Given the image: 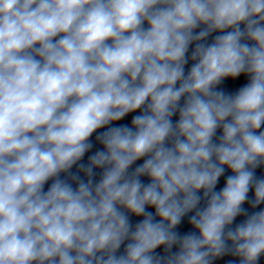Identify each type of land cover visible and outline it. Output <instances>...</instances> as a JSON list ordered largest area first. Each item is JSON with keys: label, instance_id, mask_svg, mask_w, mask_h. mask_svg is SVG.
Returning <instances> with one entry per match:
<instances>
[{"label": "clouds", "instance_id": "9594fccd", "mask_svg": "<svg viewBox=\"0 0 264 264\" xmlns=\"http://www.w3.org/2000/svg\"><path fill=\"white\" fill-rule=\"evenodd\" d=\"M0 264H264V0H0Z\"/></svg>", "mask_w": 264, "mask_h": 264}, {"label": "water", "instance_id": "95a60500", "mask_svg": "<svg viewBox=\"0 0 264 264\" xmlns=\"http://www.w3.org/2000/svg\"><path fill=\"white\" fill-rule=\"evenodd\" d=\"M223 181H221V185H222Z\"/></svg>", "mask_w": 264, "mask_h": 264}]
</instances>
